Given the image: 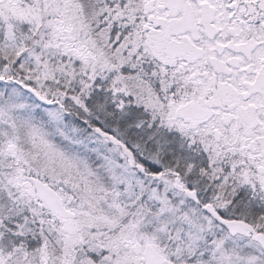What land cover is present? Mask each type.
Segmentation results:
<instances>
[{
    "label": "snow or ice",
    "instance_id": "snow-or-ice-1",
    "mask_svg": "<svg viewBox=\"0 0 264 264\" xmlns=\"http://www.w3.org/2000/svg\"><path fill=\"white\" fill-rule=\"evenodd\" d=\"M0 264H264V0H0Z\"/></svg>",
    "mask_w": 264,
    "mask_h": 264
}]
</instances>
